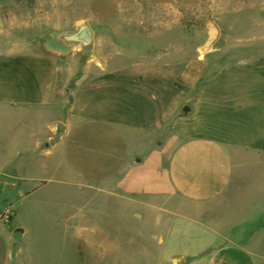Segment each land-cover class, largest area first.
Returning a JSON list of instances; mask_svg holds the SVG:
<instances>
[{"label": "crops", "instance_id": "0c3cea01", "mask_svg": "<svg viewBox=\"0 0 264 264\" xmlns=\"http://www.w3.org/2000/svg\"><path fill=\"white\" fill-rule=\"evenodd\" d=\"M50 188L98 264H264V43L114 65L0 34V211Z\"/></svg>", "mask_w": 264, "mask_h": 264}, {"label": "rangeland", "instance_id": "374dc122", "mask_svg": "<svg viewBox=\"0 0 264 264\" xmlns=\"http://www.w3.org/2000/svg\"><path fill=\"white\" fill-rule=\"evenodd\" d=\"M81 22L89 24L97 50L114 65L145 58L203 59L213 50L229 53L261 46L264 0H0V34L8 44L27 42L42 53L58 52L49 42ZM211 26L217 38L199 52ZM58 190L43 192L55 197L53 204L26 198L9 226L0 225L21 245L11 258L0 254V264L100 263L93 232L86 242L66 234ZM16 225L27 233L16 234Z\"/></svg>", "mask_w": 264, "mask_h": 264}, {"label": "water", "instance_id": "95a60500", "mask_svg": "<svg viewBox=\"0 0 264 264\" xmlns=\"http://www.w3.org/2000/svg\"><path fill=\"white\" fill-rule=\"evenodd\" d=\"M218 35V31L215 26H211L207 38L198 48L199 52H203L210 48V46L215 42ZM93 45H94V35L93 32L86 22H81L77 24L72 31L60 33L53 37L49 42V47L60 53H68L70 51H83L88 54L90 58H93ZM188 108H184V112H187ZM56 133L59 135L63 127L60 124L55 126ZM23 229L15 230L16 234H22Z\"/></svg>", "mask_w": 264, "mask_h": 264}, {"label": "built area", "instance_id": "2783aa9c", "mask_svg": "<svg viewBox=\"0 0 264 264\" xmlns=\"http://www.w3.org/2000/svg\"><path fill=\"white\" fill-rule=\"evenodd\" d=\"M11 210L8 206H5L0 211V220L3 223H8L11 217Z\"/></svg>", "mask_w": 264, "mask_h": 264}, {"label": "trees", "instance_id": "16d2710c", "mask_svg": "<svg viewBox=\"0 0 264 264\" xmlns=\"http://www.w3.org/2000/svg\"><path fill=\"white\" fill-rule=\"evenodd\" d=\"M11 220H12V217H10V220H9V222H8V223H5V224H8L7 226H9V224H10Z\"/></svg>", "mask_w": 264, "mask_h": 264}]
</instances>
